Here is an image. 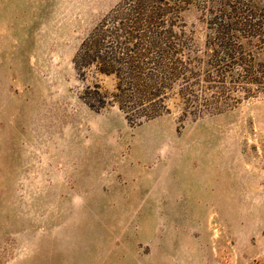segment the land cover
<instances>
[{"label":"rangeland","instance_id":"obj_1","mask_svg":"<svg viewBox=\"0 0 264 264\" xmlns=\"http://www.w3.org/2000/svg\"><path fill=\"white\" fill-rule=\"evenodd\" d=\"M130 2L0 0V264H264V89L193 114L179 80L134 121L79 60ZM141 2L113 22L182 46L210 98L220 28L264 33V0Z\"/></svg>","mask_w":264,"mask_h":264},{"label":"trees","instance_id":"obj_2","mask_svg":"<svg viewBox=\"0 0 264 264\" xmlns=\"http://www.w3.org/2000/svg\"><path fill=\"white\" fill-rule=\"evenodd\" d=\"M141 6V0L119 6L83 43L79 54V60L96 72L117 78L116 98L134 121L153 119L163 113L168 95L179 80V96L193 114L238 103L251 94L249 87L253 85L264 89V33L252 25L254 17L245 18L240 24L231 21L218 31L216 90L210 98L203 93L212 89L213 81L206 74L201 80L197 72L182 65V46L162 41L150 25L143 28L140 17L113 22L120 14L140 10Z\"/></svg>","mask_w":264,"mask_h":264}]
</instances>
